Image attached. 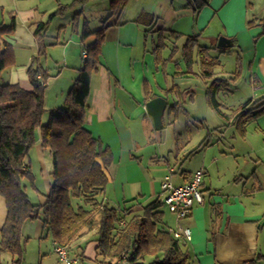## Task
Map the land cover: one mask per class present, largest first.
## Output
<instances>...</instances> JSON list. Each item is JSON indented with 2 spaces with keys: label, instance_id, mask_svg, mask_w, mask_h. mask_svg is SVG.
Listing matches in <instances>:
<instances>
[{
  "label": "crops",
  "instance_id": "0c3cea01",
  "mask_svg": "<svg viewBox=\"0 0 264 264\" xmlns=\"http://www.w3.org/2000/svg\"><path fill=\"white\" fill-rule=\"evenodd\" d=\"M67 3L66 0H0V7H6L14 16V30L6 37L13 48V59L15 56L26 67L35 52L45 55L48 46L50 56L60 62L58 66L62 63L53 73L48 72L44 89V108L48 111L63 105L82 64V29L99 28L90 29L85 11L93 12L100 23L109 13V0H90L81 8V15L74 17L73 13L68 30L63 27L66 36L60 38L62 30L54 40H44L41 37L44 32L36 35L38 23L45 22L43 18L47 14ZM142 12L156 18L154 27L146 33L145 26L134 21ZM263 20L264 0H126L121 13L108 21L110 24L101 43L100 64L90 74L84 126L111 153V161L104 169L107 183L102 194L107 205L119 206L132 198L139 202L161 198L160 184L170 168L173 169L171 181L174 185L189 181L195 170H202L199 187L202 203H194L189 213L178 221L171 212L163 215L168 227L190 230V240L180 239L188 254V264H264V121L257 122L256 126L248 122L244 132H240L231 120L234 110L245 101L235 109L222 110L225 115L219 114L206 101L205 89L209 80L198 74H179L184 68L182 62L178 67L172 63L170 68L165 63L158 78L159 64L155 58L153 67H147L144 61L147 46L142 36L157 35L159 29L164 33L172 31L179 34L176 44L181 45L187 36H196L198 44L210 47V52L218 58L222 53H231L230 47H234L237 55L231 75L216 69L222 65L221 60L215 74L230 77L237 72L230 88L241 79L247 86L244 97L249 100L264 94ZM219 36L229 38L232 45L218 48ZM93 39L90 35L84 43ZM181 45L177 47L180 49ZM56 47L60 53L53 54L50 49ZM149 69L152 78L147 75ZM65 71L64 80L57 82ZM10 80L7 83L31 89L27 73H15ZM54 83L57 85H52ZM51 86L53 93L49 91ZM149 94L167 100L161 129L154 128L144 109L145 102L151 98ZM177 101L181 108L189 104L195 117L206 123V133L201 138L207 137L208 142L200 147L201 138L191 145V139L182 142L176 134L180 131L175 130L168 105ZM261 115L264 117V113ZM195 147L197 149L190 153ZM32 149L44 187L36 183L30 158ZM46 153L36 131V139L26 157L31 179L24 178L36 193L33 203L44 201L50 185L51 164L47 163ZM251 153L256 154V158L250 159ZM23 187L25 191L26 186ZM27 196L30 199V195ZM5 211V205L1 206L0 202V225ZM49 236L39 219L27 220L22 226L23 242L38 239L39 264H47L44 259L50 257L49 251H53ZM96 237L97 228H93L72 241L69 253L79 259L74 264H102L93 260ZM12 259L10 253L0 251V264H12Z\"/></svg>",
  "mask_w": 264,
  "mask_h": 264
},
{
  "label": "trees",
  "instance_id": "16d2710c",
  "mask_svg": "<svg viewBox=\"0 0 264 264\" xmlns=\"http://www.w3.org/2000/svg\"><path fill=\"white\" fill-rule=\"evenodd\" d=\"M125 3L126 0H109V13L101 20V26L95 30L82 29L80 37L86 56L77 69L63 105L50 109L45 122L41 118L45 110L44 89L49 73L39 64L38 56L33 57L26 69L30 90L17 83L0 81V196L6 210L0 225V251L13 256L12 264L20 263L24 251L21 242L24 222L36 219L42 221L52 240L67 249L73 240L97 228L93 260L98 263L188 264V254L182 248V242L168 231L163 221L164 203L160 197L147 202L132 198L119 206H109L102 200L107 183L104 169L111 161V153L84 126L90 74L100 64L101 43L110 24L108 21L121 13ZM64 7L60 5L57 11ZM134 21L145 26L146 33L154 27L156 18L142 12ZM46 27L47 22H39L35 34L41 35ZM13 30L14 16L11 14L8 23L0 21V73L13 62V48L6 39ZM261 33H264V20ZM90 35L94 39L84 43ZM178 37L176 32L157 30V41H153L151 52L158 64L162 60L164 64L173 62V55L162 59L159 49L166 44L165 40H170L173 44L171 49L177 52ZM210 49L199 45L196 36H187L179 49L181 61L174 63L178 67L182 62L185 70L183 68L175 74H198L209 80L205 89L206 101L216 112L225 115L220 109L218 94L230 89L237 72L230 77L216 75L215 68L221 62ZM149 96L152 98L154 94ZM168 107L173 111L180 107V103L177 101ZM234 112L231 123L244 132L248 122L264 113V94L246 100ZM36 131L42 149L51 157V181L42 203L31 202L21 183L22 178L31 179L26 157L36 139ZM206 142L207 137L198 147ZM195 149L197 147L190 153ZM73 200L79 201L74 203ZM145 255L152 256L149 263L144 262Z\"/></svg>",
  "mask_w": 264,
  "mask_h": 264
},
{
  "label": "rangeland",
  "instance_id": "374dc122",
  "mask_svg": "<svg viewBox=\"0 0 264 264\" xmlns=\"http://www.w3.org/2000/svg\"><path fill=\"white\" fill-rule=\"evenodd\" d=\"M5 1V0H4ZM68 3L64 4V9L61 11H57L59 6L55 9L52 10V12H50L49 14H47L44 18L43 21L47 22V27L46 30L44 31L45 34H43L41 37L44 38V40H54L55 37L57 36V33H59V30H62L63 27H65L66 31L69 28V24L71 22V16L73 15V13H75L73 16L76 17L77 14H82V7L88 3V1L90 0H66ZM6 3H10L7 2ZM63 5V4H62ZM89 10H86V18L89 22V27L90 29H95L97 27L101 26V23L99 22V18L97 16H95V14L92 13H88ZM77 12V13H76ZM10 10L6 9V7H0V21L3 23H8L10 20ZM107 14H105L106 16ZM104 16V17H105ZM73 18V17H72ZM60 38L66 36L65 31H61V33H59ZM142 39L146 41V52H145V58L144 61L146 62L147 67L152 66L153 67V61H154V55H152L150 53V51L152 50V47L154 45V43L157 41V35L154 33H149L146 34L145 36H142ZM154 41V43H153ZM166 44L163 45L159 51H160V56L163 59L164 57H168L169 55L172 56L173 55V62H169L166 61L167 68L171 66V64L175 63V61H181L180 60V55H179V48L177 52H173V49H171L172 47V42L170 40H165ZM143 43V42H142ZM181 43H177L176 46H180ZM234 47H230L231 53H222L220 54V60L222 61V65L220 67H217L216 69L221 71L224 75H231V71L234 70V63H235V58L237 55V52L235 51ZM52 51L53 54L56 53H60L59 49L56 47L54 49H50V51ZM45 55L44 54H39L36 53L34 54V56H38V61L39 64L42 65V67L44 69H46L48 72L53 73L58 66V62L56 59L52 58L49 53V47H46V51H45ZM216 54H218V52H216ZM179 55V56H178ZM31 58L30 62L32 61L33 57ZM45 56V57H44ZM30 62L28 63V65L30 64ZM20 63V64H19ZM22 61L20 60H16L15 56L13 59L12 63L7 64V66L1 71L0 73V81L2 83H7L8 81H11L10 78L16 73L19 74L21 73V75H25L26 74V69L28 67V65L26 67H23V65L21 64ZM164 64V60H162L159 63V71H157V75L158 78H160L161 76V68L162 65ZM34 65H36L34 63ZM166 64H164L165 66ZM151 67V68H152ZM16 68V69H15ZM221 68V69H220ZM185 70V68H184ZM153 72V71H152ZM65 75H63L62 77H60V81L57 82H61V80H64L67 71H65L64 73ZM148 76L151 77L150 74V69L147 73ZM156 76H154V78H157ZM52 85H57V83H54ZM247 88V86L245 85V83L243 81H241V79L237 80L234 84H233V88L229 89L228 91H223V93L218 94V101L220 102L221 106L220 109L226 111H229L230 108L231 109H235L239 103H241L242 101H246L247 98L244 97L245 95V89ZM49 91L51 93H53L54 91V87L51 86L49 88ZM170 100V99H169ZM145 106V105H144ZM183 108L185 109V112H183ZM192 107L187 104L184 107H177L176 110H173L171 112V116L172 118H174L173 122H174V127L175 130L180 131L177 132L176 134H179V138H181V141L185 142L187 139L188 140H192L190 142L191 145L195 144L198 142V139L201 138L203 136V134L206 133V126L204 123H202L199 119H197L195 117V112L193 111V109H191ZM145 109V108H144ZM48 118V110H44V113L42 114V121L45 122ZM264 121V117L263 115L259 116V118L257 117L255 120L251 121V126H256V124L258 123H262ZM258 122V123H257ZM254 130V129H253ZM255 134V133H254ZM255 137V136H254ZM202 139V138H201ZM200 139V140H201ZM253 141H257V139H253ZM180 143V142H179ZM180 145V144H179ZM197 146V145H196ZM47 157V163L51 164V157L48 154V152L46 153ZM34 150L32 149L30 151V158L32 160V165H33V170H35L36 172V183L38 186L40 187H44V182L42 179V175L41 173L37 170L38 168L36 167L37 162L34 159ZM252 158H256V154L251 153L250 154V159ZM243 167H245V162L242 163ZM252 168H249V170H251ZM44 174V172H43ZM23 185H25V192L30 195V201L32 202H36V193H34L28 184V181L26 179L23 178L22 180ZM76 201L79 200H73L74 203H76ZM0 202H1V206H4V200L2 199V197L0 196ZM162 210H163V215L168 214L170 211H168L167 206L163 205L162 206ZM164 220V219H163ZM44 236V234H43ZM50 237V236H49ZM48 237V238H49ZM32 238V237H30ZM24 251L23 254L21 256V260L19 264H39V254L37 253V249H38V239L36 238H32L29 239L28 242L21 239ZM50 244V241H49ZM50 248H52V246L50 245ZM49 256L47 259H44V262L47 264H64L61 261H58L56 254L53 251H49L48 252ZM71 255V254H70ZM144 261L148 262L151 260L150 255H145L144 257Z\"/></svg>",
  "mask_w": 264,
  "mask_h": 264
},
{
  "label": "built area",
  "instance_id": "2783aa9c",
  "mask_svg": "<svg viewBox=\"0 0 264 264\" xmlns=\"http://www.w3.org/2000/svg\"><path fill=\"white\" fill-rule=\"evenodd\" d=\"M80 54L84 58L86 56V51L82 49ZM172 171L173 169L170 168L169 173L161 181V199L164 205L167 206L168 211H170L174 215L175 220L178 221L189 213L194 203H202L203 199L199 187L203 172L201 169H197L192 173L189 181L174 185L171 181ZM168 231L179 239L190 240L191 238V232L188 228L177 227L173 229L168 227ZM52 249L57 259L65 264H74L79 260L78 257L70 255L67 247L64 245H62V247H52Z\"/></svg>",
  "mask_w": 264,
  "mask_h": 264
},
{
  "label": "water",
  "instance_id": "95a60500",
  "mask_svg": "<svg viewBox=\"0 0 264 264\" xmlns=\"http://www.w3.org/2000/svg\"><path fill=\"white\" fill-rule=\"evenodd\" d=\"M232 45V41L225 37L219 36L217 38L216 46L218 48H225ZM167 107V100L162 96H155L145 102V110L151 117L155 129L162 128V116Z\"/></svg>",
  "mask_w": 264,
  "mask_h": 264
},
{
  "label": "bare ground",
  "instance_id": "6f19581e",
  "mask_svg": "<svg viewBox=\"0 0 264 264\" xmlns=\"http://www.w3.org/2000/svg\"><path fill=\"white\" fill-rule=\"evenodd\" d=\"M52 247H62V245L58 241L53 239L52 240Z\"/></svg>",
  "mask_w": 264,
  "mask_h": 264
}]
</instances>
